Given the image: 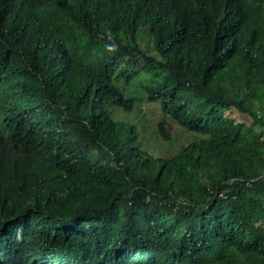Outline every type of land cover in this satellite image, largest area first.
Here are the masks:
<instances>
[{"label": "trees", "instance_id": "1", "mask_svg": "<svg viewBox=\"0 0 264 264\" xmlns=\"http://www.w3.org/2000/svg\"><path fill=\"white\" fill-rule=\"evenodd\" d=\"M263 1L240 5L264 19ZM212 12L226 17L216 0H0V112L18 114L37 166H0V264H30L32 248L110 253L136 232L160 248L180 201V220L210 205L197 221L218 226L222 264H264V186L227 183L264 169V20L256 40L239 38ZM80 41L104 66H79ZM108 85L119 118L98 106ZM143 100L203 138L172 157L147 152L124 116Z\"/></svg>", "mask_w": 264, "mask_h": 264}, {"label": "clouds", "instance_id": "2", "mask_svg": "<svg viewBox=\"0 0 264 264\" xmlns=\"http://www.w3.org/2000/svg\"><path fill=\"white\" fill-rule=\"evenodd\" d=\"M216 1L221 5L223 11H226V17L221 16L219 12L211 13L212 20L216 25H221V22L224 20H229L237 29L239 38L246 37V39L256 40L261 36L262 32L260 26L262 24L261 21L264 19L258 16L257 9L242 7L240 5V0ZM258 10L264 13V7L258 8ZM83 42L86 41H80L81 47L78 51L79 66L87 70L93 69L96 66H104L103 59L97 57L95 52L84 45ZM117 83L119 82H113L115 85ZM111 85H108L106 89L102 91L101 98L98 99V106L101 109L110 107L112 115L115 118H119L123 116V111L113 107V98L111 95L114 94V90ZM125 96L130 98V96H127L126 94ZM255 112L257 117L264 120V114H262L260 109L256 108ZM258 113L260 114L258 115ZM124 114L129 120L136 123L139 140L142 141L143 148L146 149L143 140H148V137L147 129L144 127L143 121L137 117L135 111H130ZM17 115L18 114L15 113V111H12L9 114L6 112H0V166L13 172L29 171L33 173L37 171V166L25 164V162L34 158L30 156L32 152L28 147V145L31 144L30 138L27 136L26 126L21 122V119L18 118ZM161 116L171 120L166 115ZM171 121L191 137V140L170 155H164L146 149L147 152L152 153L155 156L168 158L178 154L179 151L189 143L197 142L203 138L201 134L185 130L181 125L173 120ZM157 126L158 122L156 123L153 132L160 144H170L173 140L171 132L169 131L171 136L170 139L166 140L158 133ZM262 128H264V125ZM261 174L252 179L231 178L227 183H231L234 180H244L245 185L250 186L253 180L261 181ZM261 183L263 184L262 181ZM222 197L225 196L222 195ZM180 205H187V203L184 201L174 203L172 205V213L163 218V221L168 220L169 223L162 224V226L157 229V232L163 237V243L160 248H152L147 242H143L140 235L136 232L127 237L123 247L116 248L110 253L105 254H100L98 252L92 253L87 250L81 251L77 254H69L72 250L68 249L62 251L47 250L41 255L32 248L30 250L36 254V258L30 264H222L217 257L218 249L215 248V244L221 241L219 233L216 230L218 226L215 225L206 228L197 221V218H199L200 215L202 218L207 216V208L210 205L206 204L204 207H196L192 210L191 214L183 217L181 220L176 217V212ZM7 251L8 250H0V252ZM14 254L15 249L10 251V256H13Z\"/></svg>", "mask_w": 264, "mask_h": 264}, {"label": "rangeland", "instance_id": "3", "mask_svg": "<svg viewBox=\"0 0 264 264\" xmlns=\"http://www.w3.org/2000/svg\"><path fill=\"white\" fill-rule=\"evenodd\" d=\"M125 94L130 97H137V88L131 85L126 90ZM139 107L140 108H138V111L135 113L137 117L143 121V125L147 129L148 140H143L144 147L146 149L153 152L162 153L164 155H170L179 150L183 145L191 140V137L184 133L182 129L175 123H173L166 117H162L154 104L143 100L140 102ZM226 114L230 115L234 118L235 121L238 122H246L249 124L252 121L250 117L241 115L233 108L228 110ZM158 121L162 122V124H164L166 128L171 132L173 140L170 144L161 145L159 140L155 137V133L153 132V130L155 129V125ZM255 128H259V126L256 125Z\"/></svg>", "mask_w": 264, "mask_h": 264}, {"label": "built area", "instance_id": "4", "mask_svg": "<svg viewBox=\"0 0 264 264\" xmlns=\"http://www.w3.org/2000/svg\"><path fill=\"white\" fill-rule=\"evenodd\" d=\"M260 113H258V115H259ZM260 179H261V181L263 182V184H264V170H263V172H262V174L260 175Z\"/></svg>", "mask_w": 264, "mask_h": 264}]
</instances>
